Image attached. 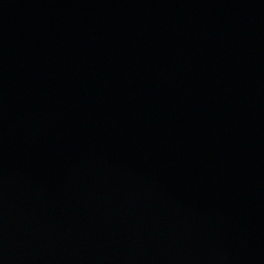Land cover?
<instances>
[{
    "label": "water",
    "instance_id": "1",
    "mask_svg": "<svg viewBox=\"0 0 264 264\" xmlns=\"http://www.w3.org/2000/svg\"><path fill=\"white\" fill-rule=\"evenodd\" d=\"M0 264H264V0H0Z\"/></svg>",
    "mask_w": 264,
    "mask_h": 264
}]
</instances>
